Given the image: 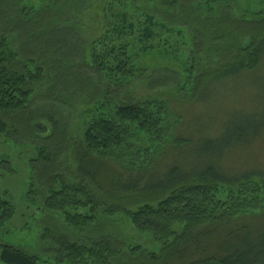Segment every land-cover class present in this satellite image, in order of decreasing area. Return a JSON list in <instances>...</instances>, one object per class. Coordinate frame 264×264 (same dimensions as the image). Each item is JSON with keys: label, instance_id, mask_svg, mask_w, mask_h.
<instances>
[{"label": "trees", "instance_id": "1", "mask_svg": "<svg viewBox=\"0 0 264 264\" xmlns=\"http://www.w3.org/2000/svg\"><path fill=\"white\" fill-rule=\"evenodd\" d=\"M27 1L0 0V135L22 139L17 131L23 120L42 115L31 108L36 100L76 108L100 104L70 147L56 132V119H46L55 133L36 131L46 136V146L29 161L27 202L34 205L41 196L43 222L61 217L75 238L45 226L39 252L0 243V264H39L43 257L55 264H264V165L255 157L235 164L239 167L226 165L240 146L261 149L264 132L252 131L264 129V119L237 122L222 137L205 135L199 142L178 136L176 154L164 170L151 157L146 164L124 160L120 166L105 158L150 154L134 145L137 131L156 146L170 138L167 106L138 101L132 96L137 86L129 89L133 81L151 91L177 84L178 72L146 70L137 63L149 40L167 42L165 24L186 28L194 53L204 57L193 81L192 98L199 101L264 71V17L239 19L228 0H155L149 12L121 9L88 45L85 26L96 0H38L32 8ZM66 147L76 165L74 177L60 165ZM118 214L162 248L151 253L127 246L115 234L95 233L101 216ZM14 216L12 202L0 196V239Z\"/></svg>", "mask_w": 264, "mask_h": 264}, {"label": "rangeland", "instance_id": "2", "mask_svg": "<svg viewBox=\"0 0 264 264\" xmlns=\"http://www.w3.org/2000/svg\"><path fill=\"white\" fill-rule=\"evenodd\" d=\"M119 2H122L121 5L116 2L111 3V0H96L95 8L91 11L93 15L88 16L85 26L87 34L84 36L88 41V45L97 41L101 30L109 28L111 24L110 18L121 16V9L130 14L131 12L139 14V11L149 12L155 0H120ZM228 3L232 5L234 14L239 19L255 20L264 17V0H228ZM38 4V0H28L26 2V6L29 8L36 7ZM134 21L137 22L136 18ZM165 26L169 32L165 31L162 37L167 39V42H162L161 40L159 42L157 39L149 40L145 45H149L150 48L145 49L141 53L142 55L137 59V63L139 68L143 67L146 70L169 68L178 72L179 80L177 84L151 91L147 90L143 84L136 85L137 83L133 81L129 89L131 90L133 86H137L132 96L138 101H158L167 106L170 114V123L172 124V129L169 132L170 138L156 146L157 144L151 142L145 134L137 131L134 133V145L143 148L144 152H150V154L145 156L142 152L131 155L130 151V154L118 160L106 156L105 158L114 165L120 166L124 160L126 165L131 162L140 165L144 161L146 164L147 161H151V157L152 164L160 165L158 168L164 170L166 165L172 162L173 156L176 154L172 150L177 144L173 141L178 136L186 135L187 137L199 139V142L203 140L205 135L213 138L222 137L237 122L243 123L249 120L257 124L264 119V71L255 74L253 78L235 81L228 85L225 84L215 91L204 95L199 101H194L192 90L196 76L195 70L198 64L200 66L205 64L204 57L202 54L197 56L194 53L193 43L186 28H172L166 24ZM242 45L248 46L249 39H244ZM89 75L94 77L91 71H89ZM126 93L127 91H124L120 99L123 100ZM129 96L131 97V95ZM75 100H79L77 96H75ZM32 103L31 108L34 109V112L37 115H42L34 119L25 118L23 120L25 122L21 123L17 131V134L22 135V139L15 137L10 140L0 135V196L8 199L10 203L12 202L15 208V216L3 232L0 243L35 253L41 249L38 241L42 228L45 226L58 235L64 234L69 239L75 238L74 230L68 228L61 217L53 216L54 218L51 219V222H43V212L40 208L44 204L41 196L36 197L34 205L27 202L26 195L31 182L29 161L36 157L38 147L46 146L45 141H43L46 136L38 135L36 126L47 128V132L54 134L55 131L54 129L52 130L53 123L48 122L46 119H56L55 124L58 126V131L56 132L63 133L66 138V146L70 147L69 140L79 139L93 117L97 105L100 103L87 107L82 102L81 106L77 105L78 108L74 105L57 104L52 106L39 100ZM252 132H264V129ZM243 146L236 150L240 153L237 156L232 155L229 158L231 161L226 165L239 167L242 163L249 161L250 157H253L252 159L255 157L256 161L264 165V144L261 145V149H256L255 151ZM69 147L64 148L59 161L61 162V168L74 177L76 165L72 160L71 148L69 149ZM250 150L251 152L248 154ZM148 158L149 160H147ZM239 162V165H235ZM111 163L109 165L114 167ZM254 182L259 183L256 180ZM226 188L225 186L220 188L223 197ZM86 211L73 209L69 210V213L83 214ZM104 219L108 222H104ZM99 220L98 223L100 224L95 232L98 236H101L100 231H102V235L115 234L124 240L127 246L141 247L151 253H157L162 248V244L155 241L151 235L137 231L130 219L122 214L111 216L109 219L106 216H101ZM84 235H89V232H85ZM39 264L55 263L43 257Z\"/></svg>", "mask_w": 264, "mask_h": 264}, {"label": "water", "instance_id": "3", "mask_svg": "<svg viewBox=\"0 0 264 264\" xmlns=\"http://www.w3.org/2000/svg\"><path fill=\"white\" fill-rule=\"evenodd\" d=\"M36 130L41 133H47V128H43L42 126L37 125Z\"/></svg>", "mask_w": 264, "mask_h": 264}]
</instances>
